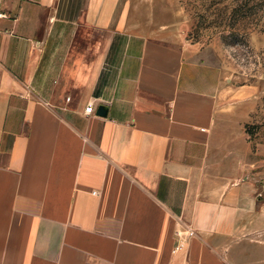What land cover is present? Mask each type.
Here are the masks:
<instances>
[{"label": "crops", "instance_id": "0c3cea01", "mask_svg": "<svg viewBox=\"0 0 264 264\" xmlns=\"http://www.w3.org/2000/svg\"><path fill=\"white\" fill-rule=\"evenodd\" d=\"M0 15V264H264V90L178 0Z\"/></svg>", "mask_w": 264, "mask_h": 264}, {"label": "rangeland", "instance_id": "374dc122", "mask_svg": "<svg viewBox=\"0 0 264 264\" xmlns=\"http://www.w3.org/2000/svg\"><path fill=\"white\" fill-rule=\"evenodd\" d=\"M185 37L225 63L238 85L264 90V0H178Z\"/></svg>", "mask_w": 264, "mask_h": 264}, {"label": "built area", "instance_id": "2783aa9c", "mask_svg": "<svg viewBox=\"0 0 264 264\" xmlns=\"http://www.w3.org/2000/svg\"><path fill=\"white\" fill-rule=\"evenodd\" d=\"M2 16V15H0ZM85 113L87 115H92L95 113V106L93 104H88V106L86 107L85 109ZM175 236L177 239H182V231L181 230H176L175 232ZM188 237H194V232L193 231H188ZM183 245H181V243L178 244V246L176 247L175 251L174 252H177L180 248H182Z\"/></svg>", "mask_w": 264, "mask_h": 264}, {"label": "water", "instance_id": "95a60500", "mask_svg": "<svg viewBox=\"0 0 264 264\" xmlns=\"http://www.w3.org/2000/svg\"><path fill=\"white\" fill-rule=\"evenodd\" d=\"M97 116L106 117L108 115V107L105 105H99L96 110Z\"/></svg>", "mask_w": 264, "mask_h": 264}]
</instances>
